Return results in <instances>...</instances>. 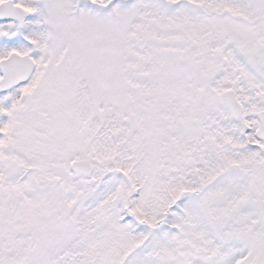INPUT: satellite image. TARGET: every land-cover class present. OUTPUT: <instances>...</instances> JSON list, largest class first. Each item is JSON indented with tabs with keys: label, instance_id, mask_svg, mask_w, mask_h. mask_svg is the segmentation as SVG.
<instances>
[{
	"label": "snow or ice",
	"instance_id": "obj_1",
	"mask_svg": "<svg viewBox=\"0 0 264 264\" xmlns=\"http://www.w3.org/2000/svg\"><path fill=\"white\" fill-rule=\"evenodd\" d=\"M0 264H264V0H0Z\"/></svg>",
	"mask_w": 264,
	"mask_h": 264
}]
</instances>
